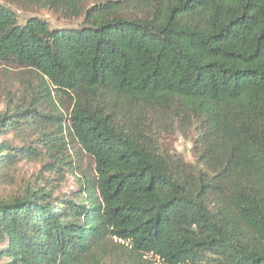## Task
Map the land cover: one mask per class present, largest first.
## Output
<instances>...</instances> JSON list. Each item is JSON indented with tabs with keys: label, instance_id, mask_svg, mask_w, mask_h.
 <instances>
[{
	"label": "trees",
	"instance_id": "16d2710c",
	"mask_svg": "<svg viewBox=\"0 0 264 264\" xmlns=\"http://www.w3.org/2000/svg\"><path fill=\"white\" fill-rule=\"evenodd\" d=\"M4 1L0 264H264V0Z\"/></svg>",
	"mask_w": 264,
	"mask_h": 264
},
{
	"label": "rangeland",
	"instance_id": "374dc122",
	"mask_svg": "<svg viewBox=\"0 0 264 264\" xmlns=\"http://www.w3.org/2000/svg\"><path fill=\"white\" fill-rule=\"evenodd\" d=\"M1 5H6L8 9H10L13 13L16 14L18 21L21 23L23 22V19L27 16V13L20 12L18 9H16L14 6L8 5L4 0H0ZM38 17L44 19L49 23L52 27L62 28V27H69L75 25L74 23H66L65 21L59 19L55 15L46 12V11H38L35 13ZM0 71L2 69L0 68ZM0 81L4 84L6 81L3 79V77L0 78ZM2 109V105H0V111ZM6 139H11V136L6 137ZM166 144L171 145L173 147V150L177 153H180L187 161H191V154L189 152L190 150V141L188 139H180L175 138L172 141H166ZM18 145V144H15ZM20 169V176L24 177H31L33 175H37L42 172V163L38 161H24L21 162L18 165ZM43 175L47 177L45 172H43ZM49 178H52L53 180H58L59 177L57 175L50 176ZM75 177L69 175L68 173L64 174V182L59 186V189L56 190L57 192L68 194L71 191L75 190Z\"/></svg>",
	"mask_w": 264,
	"mask_h": 264
}]
</instances>
